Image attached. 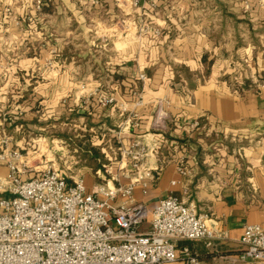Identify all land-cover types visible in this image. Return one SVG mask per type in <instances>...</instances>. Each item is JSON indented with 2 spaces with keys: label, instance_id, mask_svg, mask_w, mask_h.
<instances>
[{
  "label": "crops",
  "instance_id": "0c3cea01",
  "mask_svg": "<svg viewBox=\"0 0 264 264\" xmlns=\"http://www.w3.org/2000/svg\"><path fill=\"white\" fill-rule=\"evenodd\" d=\"M3 1L12 15L7 22L0 10V46L59 47L62 29L60 44L67 48L71 30L82 31V37L91 29L102 31L94 42L84 38L85 50L76 55L94 64L90 74L101 75L68 100L63 117L101 132L98 162L119 157L108 148V133L117 145L143 134L159 144L153 180L133 195L147 209L142 230L157 200L171 194L207 214L213 234L209 246L180 241L177 250L187 247L202 264H248L237 260L242 227L258 224L264 231V89L257 88L264 74V0H244L247 8L241 0H151L157 10L145 13L149 26L161 31L158 36L116 31L120 15L111 1L88 11L83 0H43L38 12L31 0ZM45 54L48 61H61ZM40 56L31 65L43 61ZM64 60L74 62L71 55ZM103 79L109 87L97 81ZM104 96L113 103L102 106ZM194 121L200 124L195 132Z\"/></svg>",
  "mask_w": 264,
  "mask_h": 264
},
{
  "label": "built area",
  "instance_id": "2783aa9c",
  "mask_svg": "<svg viewBox=\"0 0 264 264\" xmlns=\"http://www.w3.org/2000/svg\"><path fill=\"white\" fill-rule=\"evenodd\" d=\"M31 1L35 12L44 5L43 0ZM109 1L121 17L113 25L116 31L126 34L131 28L137 35L161 34L147 22L146 10H157L151 0H83L88 11L102 9ZM4 12L12 15L10 8ZM144 79L139 76V80ZM257 88L264 89V74ZM135 96L139 107L141 95ZM99 100L102 106L114 101L111 96ZM199 127L198 121L190 125L193 132ZM117 150L118 173L112 175L111 168L101 163L94 173L101 183L90 190L83 180L68 181L54 164L23 179L21 175L29 167L18 164L20 155H3L8 174L0 180V264H202L188 248L176 247L180 241H206L209 246L213 238L208 215L198 213L192 203L171 194L159 198L147 229L141 228L147 209L134 200V190L145 191L153 180L159 144L152 135L143 134L126 145L119 144ZM104 160L112 162L108 157ZM122 178L127 181L120 182ZM240 244L238 261L264 264V231L260 225H244Z\"/></svg>",
  "mask_w": 264,
  "mask_h": 264
},
{
  "label": "rangeland",
  "instance_id": "374dc122",
  "mask_svg": "<svg viewBox=\"0 0 264 264\" xmlns=\"http://www.w3.org/2000/svg\"><path fill=\"white\" fill-rule=\"evenodd\" d=\"M241 1L245 3L244 0ZM7 8L10 7L0 0V10L2 9L3 14ZM243 8H247L246 3L243 4ZM10 17L5 15L4 20L10 22ZM60 23L58 22L59 26H61ZM95 33L102 35L101 30L91 29V32H87L85 37H82V31L71 30L70 37L73 41L67 48L61 47L60 44L65 38L62 29L56 36V39L61 40L59 47L38 46V48L35 44L25 45L26 43L21 46L17 44L10 46L7 42L1 44L0 180L8 174L6 163L1 157L12 152L20 155L19 165L21 164L19 162H22L29 167V170L26 169L21 175L23 179L34 177L38 174L37 171L54 164V167L64 174L68 181L83 180L90 190L101 183L94 173L102 164L111 168L112 175L118 173L119 157L115 159V156L109 155L111 164L107 161L98 162L93 158L96 153H100L99 149L103 148L102 144L99 145L101 132L94 127H89V123L80 124L77 120L69 121L63 117L65 110L63 111L62 108H65L63 106L68 100H73L86 86L89 88L88 84L95 81V76L101 75L90 74L95 69L94 64L92 66L82 57L76 56L81 55L80 53L85 50L84 38L88 40L93 37L90 39L94 42ZM27 38L30 39L31 36L28 34ZM40 50L48 52L51 58L55 56L61 61H48L46 57L48 55L45 52H39ZM39 54L40 59L44 58V60L31 65V58ZM70 55L73 56L74 62L66 63L64 58ZM87 56L89 58V55ZM70 70H74L75 73ZM97 81L100 83L102 81L104 87L110 86L106 79ZM108 134L110 135L108 148L117 152L119 145L113 142L114 137H111L113 133ZM126 172L130 174L128 167ZM105 177H107L106 174Z\"/></svg>",
  "mask_w": 264,
  "mask_h": 264
},
{
  "label": "trees",
  "instance_id": "16d2710c",
  "mask_svg": "<svg viewBox=\"0 0 264 264\" xmlns=\"http://www.w3.org/2000/svg\"><path fill=\"white\" fill-rule=\"evenodd\" d=\"M89 155H91L92 153H88ZM95 156H99V154L98 153H96L94 156H93V158L95 157ZM100 160H101V158H100ZM176 247H177V245H176ZM187 248V247H186ZM190 250V249H189ZM192 252V251H191ZM198 259V258H197Z\"/></svg>",
  "mask_w": 264,
  "mask_h": 264
}]
</instances>
